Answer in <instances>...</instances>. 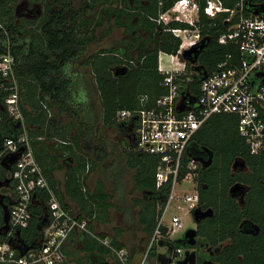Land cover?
I'll list each match as a JSON object with an SVG mask.
<instances>
[{
	"label": "trees",
	"instance_id": "1",
	"mask_svg": "<svg viewBox=\"0 0 264 264\" xmlns=\"http://www.w3.org/2000/svg\"><path fill=\"white\" fill-rule=\"evenodd\" d=\"M34 1L45 3V11L40 19L18 16L15 12L18 0H0V19L6 28H0V56L8 46L16 56L15 72L20 86L21 107L30 136L36 135L30 129L33 123L41 122L42 127L45 126L40 134L51 136L53 128L57 134L67 137V128L76 125V122L97 120L95 109L91 111L94 107H91V101L78 95L81 90L71 64L83 55L90 42L97 39V29L114 17L115 23L125 26L131 36L128 46L100 49L91 53L84 63L91 67L95 77L102 108V125L126 129L129 133L128 124L118 121V111L140 107L142 94L150 96L148 105H152L166 92L162 85L165 74L159 70V56L161 52L177 54L181 43V39L166 27H186L187 23L173 21L166 26L158 23L156 18L176 0H83L80 6H77L76 0ZM235 2L230 0L226 4L234 6ZM93 12L96 14L92 15ZM225 15L212 19L201 12L199 25L206 47L194 65L187 62V71L193 77L188 87L190 91L198 93L203 75L212 73L228 54L238 56L236 45L219 42L220 35L229 27V24L222 22ZM111 30L112 27L108 26L104 35ZM140 30L144 31V36L139 34ZM133 51L137 54L134 55ZM10 85L8 78L0 74V151L5 138L18 132L17 123L12 120L5 105V97L10 90L6 88ZM46 97L58 105V113H73L74 117L68 124H50L52 118H49V108L45 107L44 102L51 101ZM28 106L36 109L37 115H33ZM84 110L90 112L91 119L82 118ZM127 143L128 164L136 169V186L155 197L141 202V219L152 237L171 188L165 186L159 190L156 187L158 158L131 149L132 142ZM68 148L70 146L65 145V149ZM190 149L197 150V155L206 153V158L211 152L214 153L213 163L207 168H200L197 177L200 201L196 207L214 210L212 216L197 224L200 237L214 250V254L199 253L204 258L212 259L211 264H264V151L258 154L251 152L238 132V120L232 114L211 117L198 131ZM2 160L3 157L0 158V180L6 179L8 173ZM236 160L244 161L246 166L242 168L238 165L235 168ZM77 162L67 172L66 193L78 200L84 209L90 210L94 196L81 183L87 158L82 155ZM40 163L44 166V162ZM52 168L53 165H46L43 169L58 195L60 191L48 175ZM12 182L11 195H14L15 183ZM236 183L248 187L243 200L232 196L231 188ZM38 196L41 201L33 206L29 227L20 230L13 239V246L21 250L34 246L47 224L46 200L49 194L39 191ZM4 224V209L0 205V229ZM255 224L259 230L254 228ZM246 229H253L254 233L246 232ZM166 232L167 228L163 227L162 234ZM4 238L2 230L0 242ZM164 240L174 241L168 237L162 238L153 243L150 251L153 252L157 244ZM177 247H183V244L179 243L175 249Z\"/></svg>",
	"mask_w": 264,
	"mask_h": 264
},
{
	"label": "built area",
	"instance_id": "2",
	"mask_svg": "<svg viewBox=\"0 0 264 264\" xmlns=\"http://www.w3.org/2000/svg\"><path fill=\"white\" fill-rule=\"evenodd\" d=\"M227 1L230 0H176L159 14L157 22L166 26L173 21L187 23L186 27H166L181 39L178 53L169 54L174 67H164L161 53L159 56V70L165 74L162 85L166 92L152 105H148L150 96L142 94L140 107L121 109L117 113L118 121L128 124L132 140L130 148L158 158L157 189L171 188L150 246L184 228L179 214L174 213L170 222L165 223L166 212L175 198L187 202L191 212L199 204L197 177L203 164L201 157L190 148L198 131L211 117L235 115L238 132L251 152L258 154L264 151V0H236L234 6L227 5ZM201 12L212 19L226 13L222 22L229 27L220 35L219 42L236 45L238 56L228 54L212 73L206 74V77L203 75L200 90L196 93L188 88L193 77L187 71V62H192L183 55L205 40L199 25ZM0 28L6 29L1 19ZM16 64V56L8 46L0 56V74L11 83L6 88L10 90L5 97V105L8 114L17 123L18 132L5 138L0 151V158L16 159L9 170L15 187L9 205V230L0 242V264H57L63 260L62 248L76 228L85 230L108 246L120 264H130V252L126 248H119L110 239L98 236L89 228L87 219L80 218L58 199L35 157L32 137L21 108ZM185 181L195 183L196 189L193 192L184 191L178 197L176 189ZM39 191L49 194L46 200L47 224L36 244L21 250L13 246V239L20 230L29 227L33 206L41 201ZM177 207L182 208V205ZM163 227L167 228L165 235L162 234ZM184 254L185 248L177 247L171 254L170 264H176L178 259L184 258Z\"/></svg>",
	"mask_w": 264,
	"mask_h": 264
},
{
	"label": "crops",
	"instance_id": "3",
	"mask_svg": "<svg viewBox=\"0 0 264 264\" xmlns=\"http://www.w3.org/2000/svg\"><path fill=\"white\" fill-rule=\"evenodd\" d=\"M90 54L84 58H88ZM75 61H78V59ZM46 98L52 102L49 97ZM51 102H44L45 107L49 108V118H52L50 124H68L74 117L73 113H58L59 108L55 102H52L51 106H48ZM29 110L32 111L33 115H37L36 109L29 107ZM81 114L84 115L82 118L91 119L90 112L87 110H84ZM65 115H68L67 122H63L61 119ZM50 124L47 123L46 125ZM44 127H42L41 122L31 125L30 129L36 133V135L32 136L33 149L35 157L43 171L44 166L53 165L48 175L55 181L56 188L60 191L59 196L56 193L60 202L62 204L66 203L67 207L71 208L80 218L87 219L89 228L98 236L110 239L119 248L124 247L129 249L130 264H170L171 257L166 251L165 245L169 241L164 240L159 242L153 252L150 251L151 237L145 230V224L141 219V210L143 207L141 202L153 200L155 197L151 193L141 190L136 186L134 180L136 169L130 167L128 164L127 141L132 142L128 131L116 127L123 136V146L122 142L118 145L117 143L109 141L107 134L103 136L98 131L94 121L92 122L89 119L82 123L76 122V125L67 128V137L57 134L53 128L51 131L49 130L51 136L40 134L41 129ZM101 135L103 136L102 139L100 138ZM65 145L70 146V148L65 149ZM82 155L87 158V164L81 183L83 188L94 196V204L92 207H89L90 210L84 209V206L78 200L66 193L67 172L70 168L77 165V159ZM117 158L125 162L134 171L133 180L136 189L150 196L144 199H135L132 204L138 208H133L127 202H122L123 206L115 204L116 200H125L123 198V186L120 179L122 175L120 168L123 166V162L116 161ZM39 161L44 162V166ZM106 161L107 166L104 164ZM109 179L110 181L115 180V184H120L119 186L116 185L115 189L120 188L114 191L116 195L109 189ZM52 186L55 190V186L53 184ZM6 197L8 199L7 203H10L12 201L10 195L7 194ZM0 200H2L1 197ZM73 204L76 205V209L73 208ZM62 253L63 260L57 264H112V260L115 258L108 246L81 228H76L71 232L62 248Z\"/></svg>",
	"mask_w": 264,
	"mask_h": 264
},
{
	"label": "rangeland",
	"instance_id": "4",
	"mask_svg": "<svg viewBox=\"0 0 264 264\" xmlns=\"http://www.w3.org/2000/svg\"><path fill=\"white\" fill-rule=\"evenodd\" d=\"M83 0H76L75 3L77 6L82 5ZM100 8V7H99ZM102 8V7H101ZM100 10V9H99ZM37 11V12H34ZM45 11V3L41 1H34V0H18L17 5H16V13L18 16L21 17H28V18H35V19H40L41 16L43 15ZM101 12V10L99 11ZM96 13L93 12L92 15H95ZM115 18V17H114ZM110 19L107 20L104 26H101L97 29V39L95 41H92L88 44L87 50L83 53V55L78 59V61H74L72 64L71 69L75 72L77 75V81L79 83V87L81 92L78 94L79 97L83 98H88L92 103L93 108L95 109L98 118L94 122L95 126H97L98 131L102 133L103 136L104 134H107L109 141H112L113 143H117L118 145L122 141V135L119 133V131L116 129L115 126H110V127H105L102 125L101 121V113H102V108L100 105V97H99V92L95 83V77L92 72V69L89 65L85 64L83 59L86 57L89 53L96 52L100 49L103 48H124L128 46V43L131 40V36L126 30V27L123 25H119L115 23V19ZM108 26L112 27V30L109 34L104 35V30L107 29ZM139 34L141 36H144L145 33L144 31L140 30ZM133 54L136 55V51H133ZM161 64L166 67V68H172L174 67V63H171V56L168 53H161ZM83 61V62H82ZM65 117V118H64ZM62 117L63 122H67L68 115H65ZM100 136L102 139L103 136ZM124 146V144H123ZM116 160V159H115ZM108 161V160H107ZM104 163L105 165L107 164ZM116 161H122L121 159L117 158ZM123 162V161H122ZM107 166V165H106ZM122 175L120 176L121 182H122V193H123V198L125 199L124 201H115V204L118 206H123L122 202H127L131 204V206L134 208H138L136 205L133 206L132 202H134L135 199H144L150 197L148 194L141 192L140 190H137L134 184L133 180V173L134 171L130 169L125 162H123V166L120 168ZM109 189L116 195L114 192L116 185H120L119 183L115 184L116 181H110L109 179ZM196 189L195 183H192L191 181H185L184 183L178 185L176 189V194L178 197L182 196L184 191L188 192H193ZM133 197V199H131ZM180 204L182 205V208H178L177 205ZM73 208L76 209V205L73 204ZM179 214L182 216L183 222H184V228L176 233H173L170 236V239L175 240L178 238H181L184 236L186 230L190 227H197V221L195 219L194 212L188 211V203L184 202L182 198H175L169 206L168 211L166 212L165 215V223H169L170 219L173 214ZM127 249V248H126ZM129 251V249H127ZM130 252V251H129Z\"/></svg>",
	"mask_w": 264,
	"mask_h": 264
},
{
	"label": "water",
	"instance_id": "5",
	"mask_svg": "<svg viewBox=\"0 0 264 264\" xmlns=\"http://www.w3.org/2000/svg\"><path fill=\"white\" fill-rule=\"evenodd\" d=\"M205 47H206V41L203 40L198 45L186 50L183 56L185 59L190 60L192 63L195 64L199 58V55L205 49ZM204 77H206V74H204ZM213 159H214V153L212 152L210 153L208 158L206 159L202 158L201 161L203 164V168L209 167L213 163ZM15 161H16L15 158L10 159V160H8L7 158H3L2 163L6 169H9L11 167V164L14 163ZM238 165H240L242 168L246 166L244 161L236 160L234 167L236 168ZM10 182H11V178H6L0 181V185H4L5 183L9 184ZM247 191H248V187H246L242 183H236L231 188L232 196L239 197L241 200L244 199V196ZM0 203L4 209V221H5V224L0 229V231L3 230V232L6 234L7 231L9 230V218H10L9 205L12 203V201H10V203H7V202H3L2 200H0ZM193 212H194L197 224H198L205 218L212 216L214 213V210L212 208H208L206 210H203L202 208H195ZM254 228H256L257 230L260 229L259 226L256 224L254 225ZM245 231L249 233L250 232L254 233L253 229H246ZM199 238L200 236H199L198 228L190 227L186 230L183 237L175 239L174 241L168 242L167 244H165L166 246H168L167 252L170 254V257H171L172 251L174 250L175 246L178 245L179 243H182L183 247L185 248L184 258L178 259L176 261V264H198L197 246L199 243ZM171 260L172 259H170V263L172 262Z\"/></svg>",
	"mask_w": 264,
	"mask_h": 264
},
{
	"label": "flooded vegetation",
	"instance_id": "6",
	"mask_svg": "<svg viewBox=\"0 0 264 264\" xmlns=\"http://www.w3.org/2000/svg\"><path fill=\"white\" fill-rule=\"evenodd\" d=\"M194 151L197 153V150L194 149ZM206 155V153L202 152L199 154V156L201 157V159H205L206 157H204ZM214 161V159H213ZM8 171L7 173V178H10V168L6 169ZM4 180V179H3ZM2 181V180H0ZM13 180H11V182L9 184H4V185H0V197L2 198L3 202H6L5 200L7 199V194L11 196L12 193V182ZM247 193V192H246ZM200 236V235H199ZM166 251H168V246H166ZM175 251H172V253ZM197 251H198V264H211L212 263V259H208V258H204L203 255H201L199 252L202 251L204 254L206 253H210L211 256H213L214 254V250H212L211 248H209L205 242L202 240V238H199V243L197 246ZM112 264H120L115 258L112 260Z\"/></svg>",
	"mask_w": 264,
	"mask_h": 264
}]
</instances>
